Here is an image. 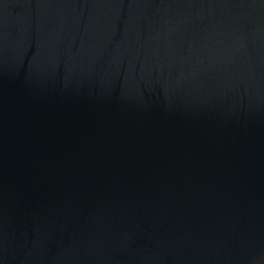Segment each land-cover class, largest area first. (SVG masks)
Returning <instances> with one entry per match:
<instances>
[{
    "label": "water",
    "instance_id": "1",
    "mask_svg": "<svg viewBox=\"0 0 264 264\" xmlns=\"http://www.w3.org/2000/svg\"><path fill=\"white\" fill-rule=\"evenodd\" d=\"M0 264H264V0H0Z\"/></svg>",
    "mask_w": 264,
    "mask_h": 264
}]
</instances>
